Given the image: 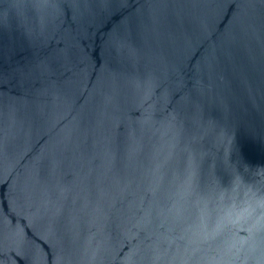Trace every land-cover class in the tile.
Segmentation results:
<instances>
[{
    "label": "water",
    "instance_id": "water-1",
    "mask_svg": "<svg viewBox=\"0 0 264 264\" xmlns=\"http://www.w3.org/2000/svg\"><path fill=\"white\" fill-rule=\"evenodd\" d=\"M0 264H264V0H0Z\"/></svg>",
    "mask_w": 264,
    "mask_h": 264
}]
</instances>
